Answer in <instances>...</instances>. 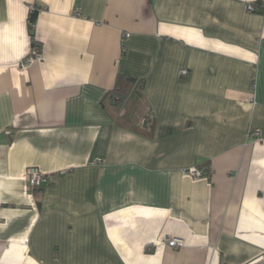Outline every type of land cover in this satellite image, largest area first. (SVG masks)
<instances>
[{"label": "crops", "instance_id": "0c3cea01", "mask_svg": "<svg viewBox=\"0 0 264 264\" xmlns=\"http://www.w3.org/2000/svg\"><path fill=\"white\" fill-rule=\"evenodd\" d=\"M120 76L153 132L109 107ZM253 129L264 0H0V264H264Z\"/></svg>", "mask_w": 264, "mask_h": 264}, {"label": "trees", "instance_id": "16d2710c", "mask_svg": "<svg viewBox=\"0 0 264 264\" xmlns=\"http://www.w3.org/2000/svg\"><path fill=\"white\" fill-rule=\"evenodd\" d=\"M35 21L36 12L30 16L31 27ZM144 82V80L120 76L115 89L108 94V100L109 107L117 113L123 127L139 133L147 131L151 133L155 122L149 125L151 110L144 95Z\"/></svg>", "mask_w": 264, "mask_h": 264}, {"label": "built area", "instance_id": "2783aa9c", "mask_svg": "<svg viewBox=\"0 0 264 264\" xmlns=\"http://www.w3.org/2000/svg\"><path fill=\"white\" fill-rule=\"evenodd\" d=\"M39 8L37 6H33L31 8V14L38 11ZM249 10H253L252 7H249ZM34 27V25H33ZM42 54L41 51L38 47H34L31 55L27 57L22 63V67H28L32 65L37 59H41ZM181 76L187 77L188 76V71L186 69L181 70ZM153 124V117H149V125ZM248 136L252 138L253 140L257 142H264V130H259V129H253L250 130L248 133ZM187 174L191 175L194 178H200L204 177V172L202 170L192 168L190 169ZM26 179L28 186L32 192H35L36 190L47 186L50 184V175L41 171L37 167H30L26 171ZM168 246L172 248H178L182 247L184 245V241L178 238H169L167 240Z\"/></svg>", "mask_w": 264, "mask_h": 264}]
</instances>
